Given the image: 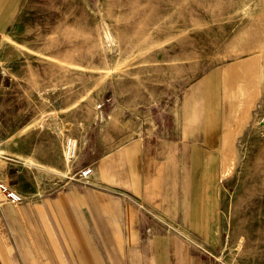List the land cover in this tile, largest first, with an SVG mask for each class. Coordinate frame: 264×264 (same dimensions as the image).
I'll return each mask as SVG.
<instances>
[{
	"label": "rangeland",
	"instance_id": "rangeland-1",
	"mask_svg": "<svg viewBox=\"0 0 264 264\" xmlns=\"http://www.w3.org/2000/svg\"><path fill=\"white\" fill-rule=\"evenodd\" d=\"M4 12L2 181L27 197L60 187L90 146L120 143L111 136L141 111L168 125L193 80L219 68L222 262L264 264V0H22Z\"/></svg>",
	"mask_w": 264,
	"mask_h": 264
},
{
	"label": "crops",
	"instance_id": "crops-1",
	"mask_svg": "<svg viewBox=\"0 0 264 264\" xmlns=\"http://www.w3.org/2000/svg\"><path fill=\"white\" fill-rule=\"evenodd\" d=\"M224 78L217 68L193 80L168 125L141 111L60 187L19 204L0 195V264H223Z\"/></svg>",
	"mask_w": 264,
	"mask_h": 264
},
{
	"label": "built area",
	"instance_id": "built-area-1",
	"mask_svg": "<svg viewBox=\"0 0 264 264\" xmlns=\"http://www.w3.org/2000/svg\"><path fill=\"white\" fill-rule=\"evenodd\" d=\"M78 143L72 138L66 140V146L64 151V156L67 161H75L78 157ZM91 167H86L81 171L84 176H88L91 173ZM0 195L4 197V201L11 202L14 204H19L24 200V197L11 188L8 183H5L0 179ZM1 203V202H0Z\"/></svg>",
	"mask_w": 264,
	"mask_h": 264
}]
</instances>
